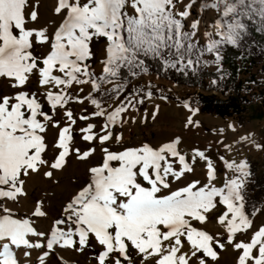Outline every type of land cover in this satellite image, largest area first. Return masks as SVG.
<instances>
[{"label": "snow or ice", "instance_id": "obj_1", "mask_svg": "<svg viewBox=\"0 0 264 264\" xmlns=\"http://www.w3.org/2000/svg\"><path fill=\"white\" fill-rule=\"evenodd\" d=\"M42 7L43 0H0V78L14 90L0 94V264H70L62 250L86 249L96 264H217V249L226 245L236 250L235 264H264V222L252 219L264 208L250 202L253 174L236 148L264 151V138L239 134L230 122L232 143L225 136L190 155L180 151V137L157 147L105 146L122 144L116 127L153 95L151 82H133L153 71L187 78L212 67L210 84L219 87L230 76L225 50L264 36V0H50L43 20ZM105 97L116 102L106 107ZM73 102L92 111L78 117L89 146L72 153L85 161L99 150L102 160L86 169V182L43 229V198L26 207V185L41 169L52 179L64 167L75 139ZM182 106L185 126H198L199 109L187 99ZM158 112L156 105L153 119ZM49 126L58 128L50 161L43 156ZM234 148L239 158L229 159ZM200 163L203 179L196 178ZM213 218L223 233L196 226Z\"/></svg>", "mask_w": 264, "mask_h": 264}, {"label": "rangeland", "instance_id": "obj_2", "mask_svg": "<svg viewBox=\"0 0 264 264\" xmlns=\"http://www.w3.org/2000/svg\"><path fill=\"white\" fill-rule=\"evenodd\" d=\"M46 9L41 8V19L43 20L47 16ZM93 51L99 55V44L94 42L92 45ZM43 48H36L34 52H42ZM210 69L215 70L210 67ZM35 80V77L32 78ZM240 79L243 82L242 95L246 99L253 103L258 104L261 98L264 99V62H261L253 66L249 72L242 74ZM211 79H207L205 82V89L198 88L189 85H182L172 82L170 80L160 78L154 74L151 76H145L142 80L138 79L133 83L139 87L142 84L151 82L153 87V95L149 99L145 97V103L142 107H138V110H129L125 117V123L116 127V132L121 134L123 137L122 144H116L112 142H106L105 146L109 147L110 150H122V146H140L143 143H148L150 146L157 147L160 144L169 141L171 138L180 137L182 143L179 145V149L182 153L191 154L192 148L204 149L209 143L216 144L218 140L227 137V142L232 143L237 138L230 130L227 129L228 123H234L238 129L239 134L251 132L254 134V138L260 141L264 138V113L258 117H252L248 121L238 123L236 116L229 117H218L211 114L201 113L200 111L194 117L197 124H192L186 127V118L189 115L188 111L183 108L182 102L187 99L191 103L193 108H198L196 98L199 93H211L219 97H223L224 94L220 88H214L210 84ZM35 87H38L35 86ZM131 88V86H130ZM87 91V89H85ZM14 90L10 87L8 78H0V94L12 93ZM163 94L168 97L167 100H161L160 95ZM262 95V96H261ZM122 98V97H121ZM115 99L108 100L105 106H111L115 103ZM159 105V112L155 119L151 116V112L154 106ZM74 111V115L77 119L74 125L73 135L74 141H70V155L66 159L64 167L60 170H53L54 175L52 179H48L43 176V171L48 170L47 168L41 169L40 173L34 174L28 180L26 185V191L30 200L41 199V193L47 186H52L55 183L66 187L68 180L74 183V187L71 186L68 189L65 188L68 193L75 192L80 186L87 180L86 169L90 166L97 164L102 160V154L97 150L89 159L80 161L72 153V149L79 147L81 149L89 146L88 142L82 140V136L79 133V129L86 126L85 122L78 119L79 115L83 111H87L89 114L92 111L91 105L82 106L79 103H70L68 105ZM199 109V108H198ZM264 112V111H263ZM128 117H135V122L128 120ZM59 119V117H58ZM99 119H90L88 123L94 125L100 124ZM63 126V124H61ZM224 128V136L219 134V129ZM99 132V128L94 129ZM46 140V151L43 154L46 160H52L54 158L53 147L58 139V128L51 126L46 127V132L43 134ZM98 148V142H97ZM239 149V156H244L246 159L256 161L258 168L264 169V151H257L255 149H248L247 147L236 146ZM215 150V148L213 149ZM228 155L229 159L239 158L237 151L234 148L233 152ZM84 181V182H82ZM82 182V184H79ZM218 186L221 185L219 179L216 180ZM264 208V201L259 205ZM215 217V214H213ZM256 225H260L264 222V214H259L257 217H253ZM197 227H201L208 231L209 234L223 233L224 228L219 223L218 219H211L203 225L196 224ZM239 236L238 239H242ZM218 261L217 264H235L236 250L232 247L227 246L225 249H217ZM93 252L91 249H86L83 252H77L71 250L70 259L73 264H96L91 259Z\"/></svg>", "mask_w": 264, "mask_h": 264}, {"label": "trees", "instance_id": "obj_3", "mask_svg": "<svg viewBox=\"0 0 264 264\" xmlns=\"http://www.w3.org/2000/svg\"><path fill=\"white\" fill-rule=\"evenodd\" d=\"M254 37L255 42L249 41L243 45L242 49L228 47L225 50L223 67L230 73V76L226 80L221 81L219 87L214 86V88H220L223 94L227 93L223 97L211 93H199L196 103L201 113L218 117L236 116L238 123H243L252 117H258L264 113L263 98L259 100L258 104H253L242 95L243 82L240 76L249 72L253 66L264 62V50H262L264 48V36L254 33ZM242 52L244 58L240 59ZM238 69L239 72L237 71ZM153 74L177 84L205 89L206 80L214 77L215 70L209 67L202 71L198 77L190 75L187 78L171 72L167 75H158L153 71ZM111 99L113 98L105 97L104 102ZM247 161L253 174V180L248 188L250 202L259 206L262 202V197H264V169L258 168L254 160L248 158Z\"/></svg>", "mask_w": 264, "mask_h": 264}, {"label": "bare ground", "instance_id": "obj_4", "mask_svg": "<svg viewBox=\"0 0 264 264\" xmlns=\"http://www.w3.org/2000/svg\"><path fill=\"white\" fill-rule=\"evenodd\" d=\"M49 2L50 0H43V10L46 9L47 11ZM82 182H80L79 184H82ZM71 186L74 187V183L68 180L66 183V187L65 185L61 186L60 184L55 183L52 186H47L43 190L40 197L43 198L44 208L48 212V218H41L38 223L39 227L47 229L50 226L52 220L58 217L60 206L64 202L68 194V191H66L65 188L68 189ZM34 202L35 200H30L28 198V200L24 203L26 207H30V205ZM62 255L70 262V264H73L70 259L71 250H62Z\"/></svg>", "mask_w": 264, "mask_h": 264}, {"label": "crops", "instance_id": "obj_5", "mask_svg": "<svg viewBox=\"0 0 264 264\" xmlns=\"http://www.w3.org/2000/svg\"><path fill=\"white\" fill-rule=\"evenodd\" d=\"M92 155H93V154H92ZM196 168H197V176H196V178H198V179H203V176H202L200 173H201V171L203 170L204 165H203L202 163L197 164V165H196ZM189 179H192V177L189 176Z\"/></svg>", "mask_w": 264, "mask_h": 264}]
</instances>
